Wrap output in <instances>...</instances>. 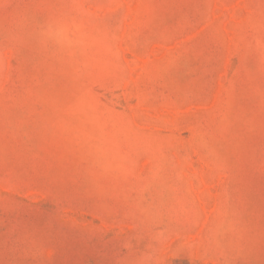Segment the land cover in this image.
<instances>
[{"label":"rangeland","instance_id":"374dc122","mask_svg":"<svg viewBox=\"0 0 264 264\" xmlns=\"http://www.w3.org/2000/svg\"><path fill=\"white\" fill-rule=\"evenodd\" d=\"M0 264H264V0H0Z\"/></svg>","mask_w":264,"mask_h":264}]
</instances>
